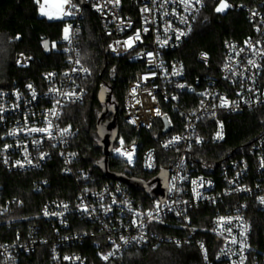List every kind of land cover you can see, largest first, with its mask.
<instances>
[{"label":"built area","instance_id":"obj_1","mask_svg":"<svg viewBox=\"0 0 264 264\" xmlns=\"http://www.w3.org/2000/svg\"><path fill=\"white\" fill-rule=\"evenodd\" d=\"M34 2L41 5L40 0ZM207 2L192 0L187 10L180 0H119L118 5L107 0H83L82 4L71 0L65 4L62 14L72 20L69 39L63 36L55 49L63 61L43 71L36 81L16 82L0 90V162L7 171L18 173L42 172L56 163L63 174L76 180L77 189L74 199L44 202L41 223H30L15 240L0 242V264H25L23 257L39 248L47 253L49 264H122L128 251L156 248L164 242L178 248L193 244L204 264H264V239L257 251L251 248L248 214L252 205L264 211V133L246 154L223 161L217 175L200 171L195 153L207 140H224L225 115L264 107V0H226L231 5L226 10L246 14L249 32L241 39H226L216 65L200 51L201 66L191 79L175 52L191 35ZM83 8L99 19L109 39V53L141 67L128 83L123 119L136 136L142 131L149 135L152 144L141 156L142 169L155 173L154 178L168 168L164 201L150 195L154 185L141 191L152 198H141L120 181H98L76 161L72 149L76 130L64 116L69 106L84 104L87 95L90 69L82 61L79 42ZM45 10L55 11L48 6ZM137 32L140 39L134 40L133 47H125L123 42ZM15 65L30 68L31 58L17 54ZM221 97L233 103L221 107ZM221 125L222 139L217 137ZM33 128L48 131H30ZM64 129L68 131L62 135ZM13 131L15 135L10 134ZM144 143L145 138L128 143L118 136L111 156L134 167ZM46 182L36 179L35 191H41ZM21 205L16 198H2L0 191V215L8 216ZM202 207L212 209L211 230L220 241L213 256L196 236L193 223L196 209ZM169 228L182 234H168Z\"/></svg>","mask_w":264,"mask_h":264},{"label":"trees","instance_id":"obj_2","mask_svg":"<svg viewBox=\"0 0 264 264\" xmlns=\"http://www.w3.org/2000/svg\"><path fill=\"white\" fill-rule=\"evenodd\" d=\"M251 3L253 0H238ZM217 0H208L191 35L175 52L186 64L189 78L193 79L201 64L197 60L200 51L210 56L211 64L222 59L223 42L229 38L241 39L250 29L243 11L225 10L217 12ZM80 20L79 42L83 63L90 69L87 80V95L84 104L71 105L65 110L64 120L76 130L72 149L79 166L89 170L98 181L105 177L98 162L103 156L97 132L99 114L105 104L99 92L106 88L111 93V104L118 106V134L126 142L145 138L138 151V161L134 167L114 156L110 157L109 169L131 178L148 181L155 173L142 169L141 156L151 146L148 134L143 131L136 136L135 129L123 119L124 100L129 81L135 78L140 66L131 64L125 57L112 56L108 51L109 39L101 29L99 19L88 9L83 8ZM71 19H48L39 13L34 0H0V90L16 82L36 81L43 71L56 67L63 61V55L53 49V43L60 46L63 29ZM49 46L45 48V42ZM17 54L31 58L30 68L15 65ZM109 116V118H111ZM226 136L220 143L207 140L203 146L195 148L197 165L200 171L217 175L219 165L226 159L236 158L247 153L248 146L264 133V107L225 115ZM163 166L169 167L168 164ZM162 166V167H163ZM47 179L41 191L36 192L34 181ZM77 182L62 173L56 163L49 164L42 172H9L0 162V191L2 198H16L22 202L8 216L0 215V242L13 241L19 232L25 233L30 223H41L40 207L49 199H74ZM141 198H150L145 192L133 190ZM3 200V199H2ZM194 225L197 237L205 241L211 256L219 247L220 241L211 228V208H198ZM252 222L251 248L255 251L263 246L264 211L252 205L249 209ZM168 234H182L174 229H166ZM90 251V250H88ZM90 252H94L93 250ZM25 264H49V257L42 248L26 255ZM122 264H204L199 250L193 244L176 247L164 242L156 248L128 251Z\"/></svg>","mask_w":264,"mask_h":264},{"label":"water","instance_id":"obj_3","mask_svg":"<svg viewBox=\"0 0 264 264\" xmlns=\"http://www.w3.org/2000/svg\"><path fill=\"white\" fill-rule=\"evenodd\" d=\"M82 4L83 0H78ZM49 41L47 45L49 46ZM47 46V47H48ZM99 98L101 102L105 104L102 111L99 114L97 121V132L100 137L99 144L102 147L103 156L99 160L98 164L102 168L104 175L108 179H113L127 184L132 189L137 191L149 190L152 185L153 188L150 189V195L153 198L164 201L168 192V181H169V170L168 168H163L154 178L148 181H143L138 178H131L116 172H112L109 169V160L113 152V146L117 140L118 134V120H117V110L118 106L111 104V93L107 91L106 88H102L99 92ZM109 118V116H111ZM166 122L167 119L164 118ZM168 127L165 128V132Z\"/></svg>","mask_w":264,"mask_h":264},{"label":"snow or ice","instance_id":"obj_4","mask_svg":"<svg viewBox=\"0 0 264 264\" xmlns=\"http://www.w3.org/2000/svg\"><path fill=\"white\" fill-rule=\"evenodd\" d=\"M45 2L47 3V0H45ZM69 2V0H61V5L62 4H66V3H68ZM165 2H167V0H165ZM180 2L182 3V4H184L185 5V9L187 10L189 7H191V4H192V0H180ZM202 2V0H195V3L196 4H200ZM107 3H114V4H116V5H118L119 4V0H107ZM231 5H229L227 2H226V0H220V5L215 9L217 12H223V11H225L228 7H230ZM144 11H150L149 9H147V8H145L144 9ZM40 12H41V15H49V13L45 10V6H44V4H41L40 5ZM66 15L67 14H70V13H65ZM49 18H52L51 16H49ZM145 31H147V29H145ZM181 35H184V33H181ZM64 39H69V29L68 28H65V35H64ZM140 39V34H139V32H137V34H136V36H135V38H132V37H130L128 40H126V41H124L123 43H124V46L125 47H127V48H131V47H133V44H134V40H139ZM118 44L120 43L119 41L117 42ZM47 42H45V48H47ZM113 51H115V49H113ZM149 55H151V54H149ZM203 56H206V54H202ZM77 63H79V61H77ZM249 64H254V61H249ZM83 72H85V73H87V72H89V69H87V68H82L81 69ZM29 87H31V85H29ZM133 91H135V90H133ZM65 95H74V93H65ZM220 100H221V104H220V106L221 107H229L230 106V104L231 103H233V102H230V101H228L226 98H223V97H221L220 98ZM156 114L157 115H160V113H159V111L157 110V112H156ZM30 131H32V132H40V133H44V132H47L48 131V129H46V128H33V129H30ZM68 130L67 129H64L63 131H62V135L64 134V133H66ZM11 135H15L16 133H15V131H13L12 133H10ZM217 137L218 138H223V134H222V125H221V131L220 132H217ZM175 140H179L180 138L179 137H176V138H174ZM121 143H123V141H121ZM170 143H171V141H170ZM167 146V145H166ZM7 147V146H6ZM117 151H119V150H117ZM128 156H129V162H131V155L130 154H127ZM41 158H43V156L41 157ZM5 162H7V161H5ZM18 164H19V161L17 162ZM29 163H31V161H29ZM262 202H264V198H262ZM66 207V206H65ZM85 211H87V209L85 208L84 209ZM47 214V213H46ZM148 215L149 216H151L152 214L151 213H148ZM221 219H223V218H221ZM122 239H123V237H122ZM235 242V241H234ZM109 255H111V253L109 254ZM104 259H107V257H104Z\"/></svg>","mask_w":264,"mask_h":264},{"label":"rangeland","instance_id":"obj_5","mask_svg":"<svg viewBox=\"0 0 264 264\" xmlns=\"http://www.w3.org/2000/svg\"><path fill=\"white\" fill-rule=\"evenodd\" d=\"M41 4H44V6H48V7H53L55 9V11H52L49 13V15H42L47 17L48 19H63L65 18V15L62 14V11L64 9L65 4L61 5V0H47V3L45 2V0H40ZM71 1V0H69ZM39 13L40 12V6H39ZM49 16H51L52 18H49ZM67 16V15H66ZM68 16H71L70 14ZM70 23L67 22V24L65 25L64 29H63V36L65 35V28H68L70 31ZM53 49L55 50L57 45L56 43H53Z\"/></svg>","mask_w":264,"mask_h":264}]
</instances>
